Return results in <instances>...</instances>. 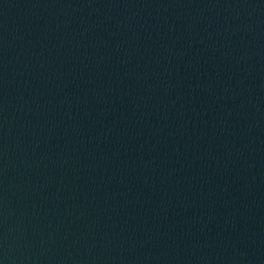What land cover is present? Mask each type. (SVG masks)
Masks as SVG:
<instances>
[{"label": "water", "instance_id": "obj_1", "mask_svg": "<svg viewBox=\"0 0 264 264\" xmlns=\"http://www.w3.org/2000/svg\"><path fill=\"white\" fill-rule=\"evenodd\" d=\"M0 264H264V0H0Z\"/></svg>", "mask_w": 264, "mask_h": 264}]
</instances>
